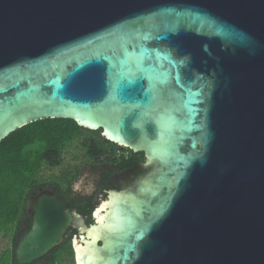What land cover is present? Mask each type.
<instances>
[{
    "label": "water",
    "instance_id": "obj_1",
    "mask_svg": "<svg viewBox=\"0 0 264 264\" xmlns=\"http://www.w3.org/2000/svg\"><path fill=\"white\" fill-rule=\"evenodd\" d=\"M44 119L147 158L76 264H264V0H0V142ZM31 214L17 264L80 218Z\"/></svg>",
    "mask_w": 264,
    "mask_h": 264
},
{
    "label": "flooded vegetation",
    "instance_id": "obj_2",
    "mask_svg": "<svg viewBox=\"0 0 264 264\" xmlns=\"http://www.w3.org/2000/svg\"><path fill=\"white\" fill-rule=\"evenodd\" d=\"M85 145V140L72 142L69 148L63 150L58 166L43 167L27 195L23 226L24 229L27 227V231L31 226L36 199L43 194L54 195L70 213L80 215L68 227L63 242L32 264H76V247L83 248V238H87L83 228L98 225L99 217L107 212L102 208L103 204L110 201L114 192L128 190L135 181L134 172L139 168L145 169L147 158L144 152H135L110 141L95 144V151Z\"/></svg>",
    "mask_w": 264,
    "mask_h": 264
},
{
    "label": "trees",
    "instance_id": "obj_3",
    "mask_svg": "<svg viewBox=\"0 0 264 264\" xmlns=\"http://www.w3.org/2000/svg\"><path fill=\"white\" fill-rule=\"evenodd\" d=\"M85 140L92 151L107 142L100 130L91 131L71 119H44L30 123L0 142V237L13 248L0 255V264H17L15 249L24 229L25 202L45 166H58L63 150ZM60 264H62L60 262Z\"/></svg>",
    "mask_w": 264,
    "mask_h": 264
},
{
    "label": "rangeland",
    "instance_id": "obj_4",
    "mask_svg": "<svg viewBox=\"0 0 264 264\" xmlns=\"http://www.w3.org/2000/svg\"><path fill=\"white\" fill-rule=\"evenodd\" d=\"M67 156H68V154H67ZM8 248H11V249L13 248L12 240L4 238V237H0V255L2 254L3 251H5Z\"/></svg>",
    "mask_w": 264,
    "mask_h": 264
},
{
    "label": "clouds",
    "instance_id": "obj_5",
    "mask_svg": "<svg viewBox=\"0 0 264 264\" xmlns=\"http://www.w3.org/2000/svg\"><path fill=\"white\" fill-rule=\"evenodd\" d=\"M77 187H79V185H77Z\"/></svg>",
    "mask_w": 264,
    "mask_h": 264
}]
</instances>
